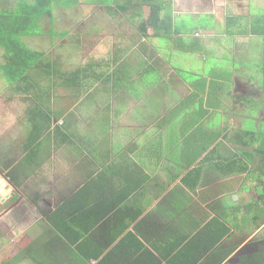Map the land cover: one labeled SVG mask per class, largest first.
I'll return each mask as SVG.
<instances>
[{
  "label": "crops",
  "instance_id": "1",
  "mask_svg": "<svg viewBox=\"0 0 264 264\" xmlns=\"http://www.w3.org/2000/svg\"><path fill=\"white\" fill-rule=\"evenodd\" d=\"M102 6L53 35L52 75H0L2 264H241L264 237V0H174L146 34L149 6Z\"/></svg>",
  "mask_w": 264,
  "mask_h": 264
},
{
  "label": "trees",
  "instance_id": "2",
  "mask_svg": "<svg viewBox=\"0 0 264 264\" xmlns=\"http://www.w3.org/2000/svg\"><path fill=\"white\" fill-rule=\"evenodd\" d=\"M13 5L4 7L0 0V69L9 84L28 81L40 75L42 67L49 74H53L54 63L47 62L46 51L29 47L23 39L26 36L44 35L43 19L48 16L55 19V9L59 7L71 8L81 3V0H12ZM109 10L126 12L134 5L149 6V14L139 24L140 30L146 34L152 27L155 33L160 30L170 32L173 28L174 0H97ZM53 29V28H52ZM56 34L55 30L51 31ZM158 35V34H157ZM46 62H45V61ZM34 118L40 116L50 120L51 116L40 107H36ZM259 144L257 152L264 159V121L261 134L256 136ZM262 164V171L264 170ZM257 248L250 251L247 246L239 255L241 264H264V237L257 239ZM261 243V244H260Z\"/></svg>",
  "mask_w": 264,
  "mask_h": 264
},
{
  "label": "rangeland",
  "instance_id": "3",
  "mask_svg": "<svg viewBox=\"0 0 264 264\" xmlns=\"http://www.w3.org/2000/svg\"><path fill=\"white\" fill-rule=\"evenodd\" d=\"M93 1H96V0H82V2L78 6H74L71 8H64V7L56 8L54 21L48 18V16H46L43 19V22H42L43 30L46 32V34L39 35V36H26L23 39L29 45V47L33 49H37V50H45L48 52V56H51L50 59L52 60L56 59L57 52H61V50L58 47L59 41L56 38L51 40L53 35L52 36L50 35L52 34L51 31H53V29L57 33H60L63 30H69L71 33H75L76 30L73 29L74 24L77 22V21L74 22L75 20H80V19H83L84 17H89L91 15H95L99 17H104V16L109 15L107 13V10L103 9L102 5L94 4ZM3 2H4L3 8L8 7V5L9 6L13 5L12 0H3ZM183 16L189 17V15L187 14H184ZM1 53L2 51L0 50V58H1ZM48 56L46 54L45 57H48ZM196 64L197 63H195L194 65ZM45 77H48V73H46ZM0 188L2 189V194L3 193L7 194L4 185L1 184ZM7 234H8L7 232L5 233L0 232V237L1 236L7 237ZM7 249L9 252L7 251ZM7 249H0V264L7 263L6 261L8 258L10 257L13 258V256H15L14 252H16V250L11 252L9 248Z\"/></svg>",
  "mask_w": 264,
  "mask_h": 264
},
{
  "label": "water",
  "instance_id": "4",
  "mask_svg": "<svg viewBox=\"0 0 264 264\" xmlns=\"http://www.w3.org/2000/svg\"><path fill=\"white\" fill-rule=\"evenodd\" d=\"M1 184H4L6 187L8 186V184H6V180L5 177L3 176V174L0 175V186ZM1 198V196H0Z\"/></svg>",
  "mask_w": 264,
  "mask_h": 264
}]
</instances>
